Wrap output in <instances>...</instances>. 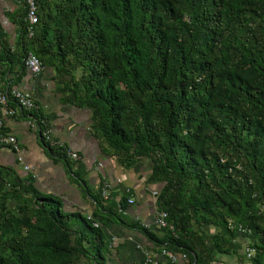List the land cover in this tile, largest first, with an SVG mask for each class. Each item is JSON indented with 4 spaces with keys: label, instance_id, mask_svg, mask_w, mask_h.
Here are the masks:
<instances>
[{
    "label": "trees",
    "instance_id": "1",
    "mask_svg": "<svg viewBox=\"0 0 264 264\" xmlns=\"http://www.w3.org/2000/svg\"><path fill=\"white\" fill-rule=\"evenodd\" d=\"M19 10L20 54L0 41V64L20 78L32 53L55 68L66 101L91 110L105 151L128 169L150 165L168 226L128 220L131 192L106 200L101 188L92 219L67 213L0 166V264H109V223L187 264L237 253L242 226L257 250L250 261L264 264V0H40L30 39L25 0Z\"/></svg>",
    "mask_w": 264,
    "mask_h": 264
},
{
    "label": "crops",
    "instance_id": "2",
    "mask_svg": "<svg viewBox=\"0 0 264 264\" xmlns=\"http://www.w3.org/2000/svg\"><path fill=\"white\" fill-rule=\"evenodd\" d=\"M20 0H0V41L7 43L4 49L13 56H19L16 43L19 40L17 16ZM2 49V48H1ZM9 63L0 64V88L20 89L29 92L49 121L55 141L61 142L80 156L79 161L58 158L45 146L42 135L29 124V116H24L18 108L13 117H2L1 133L17 139L19 152L11 146H0V166L14 170L17 176L32 181L43 194L58 198L62 209L67 213L82 212L93 215L96 203L93 195L106 179L112 185L111 195L119 199L127 192L135 203L124 212L128 220L150 226L156 233L154 223L159 213L154 193L158 186L147 184L150 174L148 163H139L128 169L110 156L105 145L93 130L91 110L66 101L59 85L56 69L43 64L40 74H33L27 68L22 76L19 67L10 71ZM106 150V151H105ZM102 164V168H99ZM25 166L31 170L26 171ZM85 180L81 185L78 176ZM88 187V188H87ZM109 241V264H147L146 254H150L159 264H187L186 258L177 256L172 262L162 251L163 248L152 243L141 232L123 225L109 223L102 227ZM207 233H217L219 229L204 227ZM248 238L239 234L237 253L217 254L212 264H253L245 258Z\"/></svg>",
    "mask_w": 264,
    "mask_h": 264
},
{
    "label": "built area",
    "instance_id": "3",
    "mask_svg": "<svg viewBox=\"0 0 264 264\" xmlns=\"http://www.w3.org/2000/svg\"><path fill=\"white\" fill-rule=\"evenodd\" d=\"M25 2L27 10L25 21L28 25V38L30 39L34 37L35 27L39 23L40 0H25ZM25 65L26 68L33 74H40L43 69V63L41 62V60L32 53L28 54L27 58L25 59ZM11 104H14L16 108L30 115L28 117L30 126L41 133L42 139L46 144L57 149H62L66 158L68 159L74 161L80 160V156L76 152L69 148H65L61 142L55 141L53 139L48 117L42 111H40L39 106L36 104L35 100L29 92L22 91L20 89H13L9 92L0 88V130L3 126V116L13 117L16 115V109ZM1 145L11 146L17 152H19L20 150L18 147L17 139L14 136L1 133L0 131V146ZM98 167L102 168V164H99ZM24 169L26 171L31 170L29 166H25ZM112 189V185L106 179H103V181L101 182V192L104 199L108 200L111 198ZM156 194L157 193L155 192L154 195L156 196ZM128 202L129 205H133L135 203V200L133 198H130ZM87 218L92 219V215L87 216ZM167 218L168 214L166 212H159L157 214L154 227L156 229L166 228L168 226ZM94 226L99 227L100 225L96 222L94 223ZM144 227L150 229V226ZM230 228L234 229L235 227L230 225ZM237 230L239 234L244 235L245 237H247V234L249 233V231L244 229L242 226H238ZM162 253L167 256V258H169L172 262H175L177 260V255L167 250H163ZM256 253L257 250L253 247H250L249 243H247L245 249V255L247 259L252 260L255 257ZM183 257L186 258L185 255H183ZM146 263L159 264L153 259L150 254H146Z\"/></svg>",
    "mask_w": 264,
    "mask_h": 264
}]
</instances>
